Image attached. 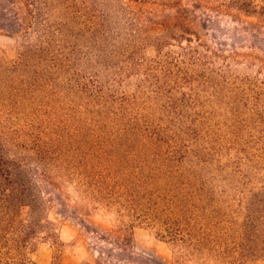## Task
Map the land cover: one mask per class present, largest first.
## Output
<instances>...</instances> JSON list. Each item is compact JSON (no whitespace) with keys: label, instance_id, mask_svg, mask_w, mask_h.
<instances>
[{"label":"rangeland","instance_id":"1","mask_svg":"<svg viewBox=\"0 0 264 264\" xmlns=\"http://www.w3.org/2000/svg\"><path fill=\"white\" fill-rule=\"evenodd\" d=\"M6 2L0 14L28 28L21 1ZM74 2L67 18L50 19L61 34L48 54L40 34L1 26L0 69L10 83L0 86L1 123L55 141L79 174L147 178L170 206L197 203L222 228L241 225L252 195L264 192V0ZM22 47L44 54L13 74ZM79 177L65 186L68 210L49 206L61 264L96 263L90 231L115 226L114 215L90 212ZM72 205L86 208L77 214ZM133 240L126 264H176L158 228L139 225ZM55 254L46 240L28 258L53 264Z\"/></svg>","mask_w":264,"mask_h":264},{"label":"trees","instance_id":"2","mask_svg":"<svg viewBox=\"0 0 264 264\" xmlns=\"http://www.w3.org/2000/svg\"><path fill=\"white\" fill-rule=\"evenodd\" d=\"M15 1L6 3L13 7ZM17 1L27 10L29 27L25 29L14 21L18 16L7 21L10 14L3 13L0 28L6 26L24 38L30 30L40 34L38 39L47 45L45 53L48 54L57 46L55 36L61 34L50 19L53 15L67 18L75 8L74 0ZM195 1L201 6V0ZM246 6L240 10L258 14ZM39 50L22 47L20 63L11 68V73L21 71L44 54ZM9 85L0 69V86L9 88ZM74 165L55 141L46 143L30 131H12L0 121V264H30L29 252L46 240L56 250L53 264H61L64 245L55 225L49 221V206L56 204L68 210L71 196L66 194L65 186L75 184L74 178L78 176L81 178L76 191H82L85 203L90 201V212L104 210L115 216L112 230L90 231L98 252L94 264H126L127 259L133 260L134 229L143 224L158 228L162 239L176 249L179 255L176 264H200L205 259L220 264L264 263V192L252 195L243 223L239 226L231 223L227 229L221 227L222 222L216 223L207 217L206 210L197 203H176L172 207L166 198L154 197L147 178L123 177L115 171L98 168L79 174ZM72 207L77 214L86 208Z\"/></svg>","mask_w":264,"mask_h":264}]
</instances>
